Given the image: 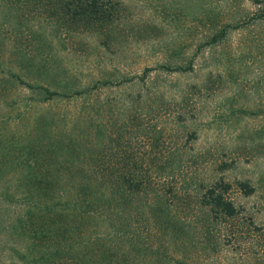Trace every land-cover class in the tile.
<instances>
[{
    "label": "rangeland",
    "instance_id": "374dc122",
    "mask_svg": "<svg viewBox=\"0 0 264 264\" xmlns=\"http://www.w3.org/2000/svg\"><path fill=\"white\" fill-rule=\"evenodd\" d=\"M102 5V16L80 8L70 17L60 3L0 0V191L15 182L21 191L37 190L38 182L40 188L55 159L50 148L61 138L70 137L62 143L83 157L118 130L145 155L153 128H170L179 159L174 175L155 179V188L166 192L167 209L187 234L177 240L181 248L164 245L169 261L182 250L194 264H264V0ZM8 71L83 91L41 102ZM97 130L103 142L94 141ZM220 177L231 184L227 196L237 213L208 218L200 193ZM241 180L253 192L243 193ZM10 209L1 220L14 214ZM32 218L31 234L33 227L70 223L47 212ZM10 246L27 252L28 261ZM39 255L24 237L0 230V264H39Z\"/></svg>",
    "mask_w": 264,
    "mask_h": 264
},
{
    "label": "trees",
    "instance_id": "16d2710c",
    "mask_svg": "<svg viewBox=\"0 0 264 264\" xmlns=\"http://www.w3.org/2000/svg\"><path fill=\"white\" fill-rule=\"evenodd\" d=\"M46 2L60 3L63 13L73 17L78 15L80 8L86 13L102 16L107 10L102 3H111V0ZM184 68H190V65ZM8 75L34 91L41 102L71 97L83 91L77 88L64 91L58 87L52 89L47 84L31 83L13 71H8ZM36 128L33 125L27 134ZM155 128L146 138L149 149L145 155H138L125 139L126 135L118 130L106 136L108 140L103 138L108 144L99 149L90 145L83 157L78 156L74 147L68 148L62 143L70 137L61 138L55 148L49 147L55 152V159L52 166L43 171L44 183L40 182V188L38 182L37 190L26 187L21 191L20 183L15 182L0 191V215L6 207L14 211L12 216L9 212L0 219V230L24 237L26 246L37 247L39 264L51 257L58 260L57 264H194L182 250L172 257V261L164 253V245L168 242L171 248L176 245L181 248L177 240L185 232L187 234V230L179 225L180 217L175 215L176 212L167 209L166 192L155 188V179L174 175L176 157L179 159L180 154L177 143L172 146V129ZM100 135L97 130L94 141H98ZM41 146L47 149L49 145ZM30 158L24 163L32 168L35 161L30 164ZM137 159H140L139 163ZM237 184L245 194L254 190L247 181L241 180ZM230 187L231 184L221 177L205 184L199 204L206 210L208 218L219 214L226 218L236 215L237 208L227 196ZM5 199L11 201L9 207L4 205ZM40 212L66 215L70 223L33 227L31 234L28 226L34 214ZM9 249L22 261H28V253L20 251L21 248L10 246Z\"/></svg>",
    "mask_w": 264,
    "mask_h": 264
}]
</instances>
